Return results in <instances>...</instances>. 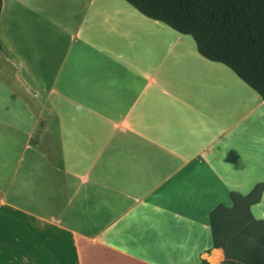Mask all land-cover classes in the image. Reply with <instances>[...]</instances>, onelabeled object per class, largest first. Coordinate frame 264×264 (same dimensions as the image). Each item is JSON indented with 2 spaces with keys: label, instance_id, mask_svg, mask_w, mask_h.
<instances>
[{
  "label": "crops",
  "instance_id": "0c3cea01",
  "mask_svg": "<svg viewBox=\"0 0 264 264\" xmlns=\"http://www.w3.org/2000/svg\"><path fill=\"white\" fill-rule=\"evenodd\" d=\"M0 39V264H228L210 213L243 183L258 92L126 0H3ZM46 107L59 162L32 141Z\"/></svg>",
  "mask_w": 264,
  "mask_h": 264
},
{
  "label": "trees",
  "instance_id": "16d2710c",
  "mask_svg": "<svg viewBox=\"0 0 264 264\" xmlns=\"http://www.w3.org/2000/svg\"><path fill=\"white\" fill-rule=\"evenodd\" d=\"M126 1L144 15L191 35L204 57L229 66L264 100V0ZM263 193L262 182L247 194L232 191V206L220 203L210 213L212 246L229 245L228 264H264V219L252 212Z\"/></svg>",
  "mask_w": 264,
  "mask_h": 264
},
{
  "label": "rangeland",
  "instance_id": "374dc122",
  "mask_svg": "<svg viewBox=\"0 0 264 264\" xmlns=\"http://www.w3.org/2000/svg\"><path fill=\"white\" fill-rule=\"evenodd\" d=\"M7 59L8 65L10 68L16 66L15 61L11 58V56L7 55V53H3L0 51V59L3 60L1 57ZM1 60V63H2ZM8 81L10 85L20 94H22L32 105V107L36 110L39 106V102L41 100L40 95H38V92L36 91L35 87L31 84L30 80L25 75H22L21 73L11 74L8 77ZM251 94H254V100L250 104V109L252 106H255L259 103L260 95L259 93H255L250 89ZM39 96V98H38ZM262 116V117H261ZM44 120L48 123H50V130L44 134L43 131L39 132L36 137L35 141L41 142L42 149L56 162L60 161V153L58 151V145H57V133H56V123L55 119L52 113V110L50 107L45 108V115ZM257 128V131L260 135V137L264 140V107L260 106L255 110H251L249 112L248 116V132L247 137L243 139L242 147L238 145L240 148H243L244 150L247 149L248 154L247 158L243 160V167H242V173H243V183L242 184H235V182L232 184L235 191H239L241 193L247 194L249 193L252 188L255 186L257 177H261L262 174L259 173L258 170H255L253 168L254 160L251 158V151L250 148L252 147V143L255 139V133L254 130ZM235 135V134H234ZM235 139V138H234ZM246 155V154H245ZM242 166V164H241ZM225 203V202H223ZM231 198L230 196L226 198V204L231 205ZM252 212L254 216L258 219H264V198L263 200L252 206Z\"/></svg>",
  "mask_w": 264,
  "mask_h": 264
}]
</instances>
